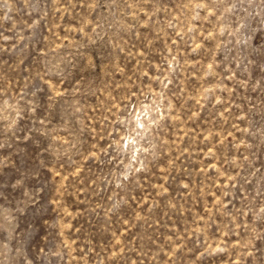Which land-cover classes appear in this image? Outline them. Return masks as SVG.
Returning a JSON list of instances; mask_svg holds the SVG:
<instances>
[{
    "label": "rangeland",
    "instance_id": "374dc122",
    "mask_svg": "<svg viewBox=\"0 0 264 264\" xmlns=\"http://www.w3.org/2000/svg\"><path fill=\"white\" fill-rule=\"evenodd\" d=\"M0 264H264V0H0Z\"/></svg>",
    "mask_w": 264,
    "mask_h": 264
}]
</instances>
